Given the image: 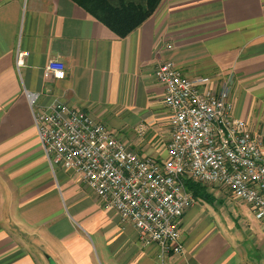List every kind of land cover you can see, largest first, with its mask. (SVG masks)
<instances>
[{
  "label": "crops",
  "instance_id": "obj_1",
  "mask_svg": "<svg viewBox=\"0 0 264 264\" xmlns=\"http://www.w3.org/2000/svg\"><path fill=\"white\" fill-rule=\"evenodd\" d=\"M52 60L66 79L44 77ZM164 62L214 93L230 86L234 116L264 137V0H163L125 38L72 0H0V264H264V226L221 187L204 186L210 199L186 211L184 253L159 257L77 175L49 165L28 93L166 160L169 113L155 78Z\"/></svg>",
  "mask_w": 264,
  "mask_h": 264
},
{
  "label": "built area",
  "instance_id": "obj_2",
  "mask_svg": "<svg viewBox=\"0 0 264 264\" xmlns=\"http://www.w3.org/2000/svg\"><path fill=\"white\" fill-rule=\"evenodd\" d=\"M25 56L19 53V67ZM44 77L66 79L65 64L50 61ZM155 78L171 129L164 161L138 155L91 114L61 102L42 109L28 93L50 167L77 175L144 246L157 245L159 257L184 253L182 219L195 203L189 182L221 187L264 226V137L234 116L230 86L214 93L205 88L208 79L188 78L172 62L161 63Z\"/></svg>",
  "mask_w": 264,
  "mask_h": 264
},
{
  "label": "trees",
  "instance_id": "obj_3",
  "mask_svg": "<svg viewBox=\"0 0 264 264\" xmlns=\"http://www.w3.org/2000/svg\"><path fill=\"white\" fill-rule=\"evenodd\" d=\"M119 38L139 29L158 9L163 0H72ZM188 190L197 199H210L207 188L189 182Z\"/></svg>",
  "mask_w": 264,
  "mask_h": 264
},
{
  "label": "water",
  "instance_id": "obj_4",
  "mask_svg": "<svg viewBox=\"0 0 264 264\" xmlns=\"http://www.w3.org/2000/svg\"><path fill=\"white\" fill-rule=\"evenodd\" d=\"M49 264H57L53 259H49Z\"/></svg>",
  "mask_w": 264,
  "mask_h": 264
}]
</instances>
